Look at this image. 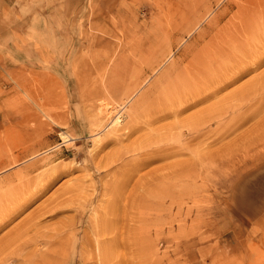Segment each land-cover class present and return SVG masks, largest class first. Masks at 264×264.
I'll return each instance as SVG.
<instances>
[{"label": "rangeland", "instance_id": "obj_1", "mask_svg": "<svg viewBox=\"0 0 264 264\" xmlns=\"http://www.w3.org/2000/svg\"><path fill=\"white\" fill-rule=\"evenodd\" d=\"M1 1L0 264H264V18L170 107L238 0Z\"/></svg>", "mask_w": 264, "mask_h": 264}, {"label": "bare ground", "instance_id": "obj_2", "mask_svg": "<svg viewBox=\"0 0 264 264\" xmlns=\"http://www.w3.org/2000/svg\"><path fill=\"white\" fill-rule=\"evenodd\" d=\"M236 3V11L235 13L233 14V16L231 17V29H230V32H221L222 34H220L218 32L217 36L219 37V39L216 41V45L213 46V49L211 48L208 49V50H203V53H201V55L199 54H195L194 57L195 59L186 64L185 62V66L183 67H179L178 69L175 68L176 70V73H174V78L172 80H169V83L170 81H172L168 86L169 88H165L166 90L160 95V98L159 97H156L160 103H162V105H164V102L167 104L169 103L170 107L171 106H176L177 103L181 102L184 98V95L186 94L187 91H191L193 90L194 88V84L193 82L196 81V80H199V78H207L206 76L209 74L210 77H211V72L213 71L212 69V65H220L222 62H224V60H226L228 58V55H235L236 52L239 53L241 52L242 48H243V44L240 42L241 41V38L243 37V34H247V37L249 38L250 35L252 34H256V32L254 33H251V31H253V29L257 28V26H259V24H262V18H264V0H238ZM233 6V5H231ZM232 13V12H231ZM226 14V13H225ZM220 17V16H219ZM218 18V17H217ZM223 18V17H222ZM224 19V18H223ZM217 21V20H216ZM220 21V19H219ZM225 21V20H224ZM223 21V22H224ZM230 22V21H229ZM215 24V22H214ZM227 25V24H226ZM225 25V26H226ZM215 26V25H213ZM220 26V25H218ZM217 26V27H218ZM222 27V26H221ZM226 28V27H224ZM192 29V28H191ZM229 29V28H228ZM192 31V30H191ZM215 31V30H214ZM212 32H213V29H212ZM210 33H211V30H210ZM253 36V35H252ZM201 38V37H200ZM205 40V39H204ZM200 41V40H199ZM196 42V41H195ZM198 43V42H197ZM202 44V43H201ZM200 44V45H201ZM195 46V45H194ZM198 46V45H197ZM262 47V43H261V46ZM194 48V47H193ZM259 48V46H258ZM195 49V48H194ZM197 49V48H196ZM262 49V48H261ZM260 49V50H261ZM255 50V49H254ZM261 52V51H259ZM258 52V53H259ZM170 53V52H169ZM191 53V51H190ZM199 53V52H198ZM243 53V52H242ZM264 53V52H263ZM167 54V53H166ZM226 54V55H224ZM253 54H257V53H254L253 51ZM262 54V52L260 53ZM187 55V53H186ZM252 55V54H251ZM259 55V54H258ZM161 56V55H160ZM191 56V55H190ZM261 55H259L258 57L257 56H253L254 57H257L256 59H258ZM203 57V58H202ZM262 57H263V54H262ZM261 57V58H262ZM186 58V57H185ZM166 59V58H165ZM164 59V60H165ZM188 59V58H187ZM193 59V58H192ZM255 59V58H254ZM264 59V58H263ZM186 60V59H185ZM190 60H188L189 62ZM251 61L252 60V57H251ZM262 61V59H261ZM232 62V61H230ZM255 62L257 63L258 61L255 60ZM158 64V63H157ZM175 65V64H174ZM177 65V64H176ZM255 65V64H254ZM258 65V64H257ZM256 67V66H255ZM174 68V67H173ZM238 68V67H237ZM171 69H172V65H171ZM250 69V67H249ZM247 70V69H246ZM245 70V71H246ZM253 71L255 70L252 69ZM251 70V71H252ZM171 71V70H170ZM173 72V71H172ZM250 72V71H249ZM239 75V74H238ZM171 76V75H170ZM173 77V76H172ZM171 77V78H172ZM233 78V77H232ZM240 78V77H239ZM235 79V78H234ZM230 80V79H229ZM217 81V80H216ZM167 82V81H166ZM195 83V82H194ZM258 84V83H257ZM167 86V85H166ZM253 86V85H252ZM257 86V85H256ZM255 86V87H256ZM135 87V86H134ZM133 87V88H134ZM258 87V86H257ZM126 88V87H125ZM136 88V87H135ZM251 88V87H250ZM249 88V89H250ZM256 89V88H255ZM136 90V89H135ZM161 90H162V87H161ZM251 90H254L251 88ZM260 90V89H259ZM207 91V90H206ZM244 91V90H243ZM242 91V92H243ZM250 91V90H249ZM248 91V92H249ZM204 92V91H203ZM252 92V91H251ZM249 92V93H251ZM132 93V92H131ZM255 93V92H254ZM204 94V93H203ZM242 94V93H241ZM245 94V93H243ZM242 94V95H243ZM248 94V93H247ZM258 94V93H256ZM150 95V93H149ZM237 95V94H235ZM241 95V96H242ZM246 95V94H245ZM132 96V95H131ZM148 96V95H147ZM193 96V95H192ZM240 97V95H238ZM244 96V95H243ZM250 96V95H249ZM253 96V95H251ZM257 96V95H256ZM255 96V97H256ZM182 97V99H181ZM201 97V96H200ZM255 97H252V98H255ZM258 97V96H257ZM132 98V97H131ZM240 99V98H239ZM247 99V98H246ZM251 99V98H250ZM249 99V100H250ZM144 100V99H143ZM231 100V99H230ZM244 100V99H242ZM248 100V101H249ZM253 100V99H252ZM138 101H140L138 99ZM188 103V102H187ZM165 104V105H166ZM191 104V103H190ZM224 104V103H223ZM222 104V105H223ZM227 104V103H226ZM225 104V105H226ZM192 105L194 106L195 103ZM220 106V105H219ZM190 107V106H189ZM188 107V108H189ZM163 108V107H161ZM172 108H175V107H172ZM183 108V106H182ZM192 108V107H190ZM217 108V106H216ZM222 108V106H221ZM220 108V110H221ZM227 108V106H226ZM225 108V109H226ZM232 108V107H231ZM169 109V107H168ZM185 109V107H184ZM240 109V108H239ZM102 110V109H101ZM107 110V109H106ZM138 110V109H137ZM165 110V109H163ZM223 110V109H222ZM221 110V112H222ZM227 110V109H226ZM225 110V111H226ZM234 110V109H233ZM236 110V109H235ZM210 111V110H209ZM209 111H206V112H209ZM217 111V110H216ZM219 111V110H218ZM224 111V110H223ZM103 112V111H102ZM101 112V113H102ZM100 113V114H101ZM104 113V112H103ZM102 113V114H103ZM201 112H198V114H200ZM237 113V112H236ZM226 114V112H225ZM104 115V114H103ZM102 115V117H103ZM202 115V113H201ZM204 115V114H203ZM214 115V114H213ZM231 115V114H230ZM98 116V115H97ZM197 114L195 115V118L194 119H191L192 121L195 120V122L193 123L194 125L192 126V128H198V127H203L204 123H207L208 119L207 117H202V116H197ZM224 116V113H217L214 118H218V120ZM228 116V115H227ZM246 116V115H245ZM210 117V116H209ZM216 118V119H217ZM211 119H213L211 117ZM206 120V121H205ZM223 120V119H222ZM208 125V124H207ZM206 125V126H207ZM175 126V124H174ZM237 126V125H236ZM179 127V126H178ZM220 127V126H219ZM192 130V129H191ZM195 132H197L195 130ZM199 133V132H198ZM193 134V132H192ZM191 135V134H190ZM196 135V134H195ZM192 136V135H191ZM66 138V137H65ZM148 142V140H146ZM248 143V142H247ZM144 144V142H143ZM141 147V146H140ZM159 149V148H158ZM140 151V150H139ZM138 151V152H139ZM128 153V151L126 152ZM141 153V152H140ZM139 153V154H140ZM129 154V153H128ZM142 154V153H141ZM144 154V153H143ZM123 155V154H122ZM131 155V154H130ZM146 155V153H145ZM144 155V156H145ZM115 156V155H114ZM134 156V155H133ZM136 156V155H135ZM113 158V157H112ZM117 159V158H116ZM115 159V160H116ZM135 160V159H134ZM113 161V160H112ZM119 161V160H118ZM132 161V160H131ZM130 161V162H131ZM116 163V162H115ZM111 166V165H110ZM130 169V168H129ZM128 169V171H130ZM127 173V172H126ZM125 174V173H124ZM127 175V174H126ZM20 186V185H18ZM123 186V185H122ZM124 187V186H123ZM21 188V187H20ZM122 188V187H120ZM118 188V189H120ZM125 188V187H124ZM15 189V187H14ZM12 190V189H11ZM119 192V191H118ZM32 196V195H31ZM16 199V198H15ZM19 199V198H18ZM21 199V198H20ZM27 199V198H26ZM30 199V198H29ZM28 199V200H29ZM25 200V199H24ZM15 201V200H14ZM20 203H21V200H19ZM13 202V201H12ZM16 204V203H15ZM4 206V205H3ZM18 206V204H17ZM9 207V206H8ZM6 208V207H5ZM9 209V208H8ZM7 209V210H8ZM13 211V209H12ZM15 211V210H14ZM9 212V211H8ZM5 214V213H4ZM7 214V213H6ZM13 214V212L11 213ZM10 214V215H11ZM3 214H1L2 216ZM0 216V217H1ZM6 216V215H5ZM2 218V217H1ZM7 218V216H6ZM4 222V221H3ZM7 222V221H6ZM4 224V223H3ZM2 224V225H3ZM1 228V226H0ZM21 234V233H20ZM19 234V235H20ZM15 238V237H14ZM12 238V239H14ZM19 238V237H18ZM9 241V240H7ZM6 241V242H7ZM22 241V240H21ZM11 242V241H10ZM7 245V244H6ZM12 245V244H11ZM14 246V245H13ZM25 246V245H24ZM26 247V246H25ZM6 249V248H5Z\"/></svg>", "mask_w": 264, "mask_h": 264}, {"label": "crops", "instance_id": "obj_3", "mask_svg": "<svg viewBox=\"0 0 264 264\" xmlns=\"http://www.w3.org/2000/svg\"><path fill=\"white\" fill-rule=\"evenodd\" d=\"M65 3L67 6H73V7H89V8H95V13H101L103 10V7L108 6L107 0H65ZM3 5V2L0 0V8Z\"/></svg>", "mask_w": 264, "mask_h": 264}]
</instances>
